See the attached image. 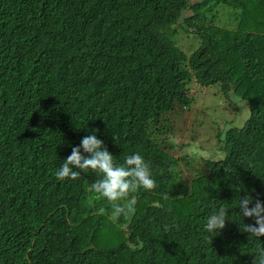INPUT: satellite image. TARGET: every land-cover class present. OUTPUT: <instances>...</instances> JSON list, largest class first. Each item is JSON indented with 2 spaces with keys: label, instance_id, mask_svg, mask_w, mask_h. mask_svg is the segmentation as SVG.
Wrapping results in <instances>:
<instances>
[{
  "label": "trees",
  "instance_id": "1",
  "mask_svg": "<svg viewBox=\"0 0 264 264\" xmlns=\"http://www.w3.org/2000/svg\"><path fill=\"white\" fill-rule=\"evenodd\" d=\"M181 31L200 40L190 54ZM194 81L249 110L197 163L167 135ZM92 132L117 165L149 164L155 187L120 201L129 215L92 191L101 176H55ZM243 196L264 202V0H0V264H255ZM220 207L233 219L212 237Z\"/></svg>",
  "mask_w": 264,
  "mask_h": 264
},
{
  "label": "clouds",
  "instance_id": "2",
  "mask_svg": "<svg viewBox=\"0 0 264 264\" xmlns=\"http://www.w3.org/2000/svg\"><path fill=\"white\" fill-rule=\"evenodd\" d=\"M89 172L102 177L91 185V189L109 202L113 215L117 216L129 215L134 211V199L123 206L120 204L130 193H135L138 189L150 191L155 187L149 164L141 154L129 155L123 165H117L114 155L95 132L82 138L79 146L72 147L71 155L60 165L55 176L61 182L75 181ZM237 207L242 218L241 230L257 239L264 236V202L257 200L254 203L251 196H243L239 197ZM228 209L220 207L206 218L204 230L208 235H218L228 221L233 219L229 216ZM246 218H255V223H243ZM255 264H264V249L258 252Z\"/></svg>",
  "mask_w": 264,
  "mask_h": 264
},
{
  "label": "rangeland",
  "instance_id": "3",
  "mask_svg": "<svg viewBox=\"0 0 264 264\" xmlns=\"http://www.w3.org/2000/svg\"><path fill=\"white\" fill-rule=\"evenodd\" d=\"M230 10H221L219 24L232 27L235 21L229 15ZM178 44L190 54L200 45V40L190 37L186 33L179 32ZM191 94L195 102L191 108L184 111L182 117L174 116L171 120L172 130L167 133L168 137L177 145L176 156L182 154L189 158V162H202L201 159L219 156V146L215 145V133L219 128L230 125L241 126L249 117L247 105L236 96L226 94L221 85L202 87L196 82L190 84ZM215 145V146H214ZM185 146V148H182ZM190 158H193V160ZM184 165V164H183ZM184 174L191 176V170L182 167Z\"/></svg>",
  "mask_w": 264,
  "mask_h": 264
},
{
  "label": "water",
  "instance_id": "4",
  "mask_svg": "<svg viewBox=\"0 0 264 264\" xmlns=\"http://www.w3.org/2000/svg\"><path fill=\"white\" fill-rule=\"evenodd\" d=\"M243 125H244V123L241 126H243Z\"/></svg>",
  "mask_w": 264,
  "mask_h": 264
}]
</instances>
